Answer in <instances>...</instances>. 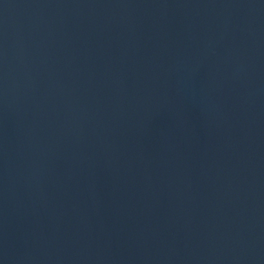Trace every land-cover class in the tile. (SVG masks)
<instances>
[{"label":"water","instance_id":"95a60500","mask_svg":"<svg viewBox=\"0 0 264 264\" xmlns=\"http://www.w3.org/2000/svg\"><path fill=\"white\" fill-rule=\"evenodd\" d=\"M0 264H264V0H0Z\"/></svg>","mask_w":264,"mask_h":264}]
</instances>
